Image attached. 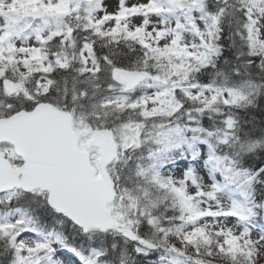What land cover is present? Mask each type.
<instances>
[{"label": "trees", "instance_id": "trees-1", "mask_svg": "<svg viewBox=\"0 0 264 264\" xmlns=\"http://www.w3.org/2000/svg\"><path fill=\"white\" fill-rule=\"evenodd\" d=\"M18 1L22 8L39 7L43 11L39 2ZM161 1L172 3L175 18L179 19L178 0ZM250 1L191 2L207 21L208 44L200 59L179 46L176 38L170 47L159 52L148 44L141 31L128 32L119 25L113 32L101 33L100 26L92 21L100 2L79 0L68 12L46 13L55 15L59 33L29 54L22 73L16 60L18 51L9 44L15 33L12 25L0 50V119L50 103L70 115L77 129L110 131L119 151L109 169L117 192L111 210L120 223L130 226L137 240L113 230L83 233L73 220L49 207L46 194L18 192L10 203L0 204L3 215L21 209L41 239L50 237L88 260L96 252L92 264H167L171 256L176 257V264L178 257L182 264H257L251 249L229 233L212 236L200 229L183 235V228L192 221L188 217L196 209L192 212L193 206L188 205L183 185L167 180L162 167L149 155L158 147L156 127H169V123L180 129L183 143H196L198 147L199 142H204L212 152L214 167L219 159H228L232 176L225 187L232 198L241 195L242 210L257 226L264 224V46L257 44L252 50L247 41ZM261 3L264 7V0ZM184 29L178 25L176 36ZM87 47L96 66L94 72H86L82 58ZM61 55L66 56L65 65L56 62ZM178 62L183 65L175 64ZM119 70L140 71L154 77L162 92L173 87L169 94L178 109L170 116L146 118L141 109V91L138 95L127 94L130 101L121 108L116 104L101 107L107 98L118 94L114 74ZM42 78L49 85L39 96L38 83ZM6 83L19 87L9 93ZM186 84L218 91L237 90L242 99L227 105L218 95L206 107V102L176 88ZM132 102H136L134 107ZM227 119L233 122L232 131H226ZM128 122L140 126L137 145L125 148L122 128ZM238 181L241 190L236 187ZM18 232L0 227V264H22L15 244ZM140 240L153 248L142 247ZM214 250L218 251V258L213 255ZM48 262L46 255L41 264Z\"/></svg>", "mask_w": 264, "mask_h": 264}, {"label": "rangeland", "instance_id": "rangeland-1", "mask_svg": "<svg viewBox=\"0 0 264 264\" xmlns=\"http://www.w3.org/2000/svg\"><path fill=\"white\" fill-rule=\"evenodd\" d=\"M36 1L44 5V10L54 8L64 12L62 10L64 6L69 7L68 5L71 2L77 0H32L30 3ZM192 1L197 2V0H178L179 11L182 14L181 21H178V23L185 27L184 32L178 36H176L177 21L167 13L169 10L162 11L157 5L151 4V0H104L102 11L95 13L93 19L97 25L107 19L102 32L115 30L118 24L121 27H128L127 30L131 32L138 29L143 30L148 44L159 51L168 48L176 38L179 46L189 51L191 56L200 59L203 56L205 45L208 44V38L205 34L207 23L198 12H193L195 9L191 8ZM257 1H250L247 7L249 20L247 41L250 43L252 50L256 48L257 44L264 46V7L262 3L259 5ZM148 7L153 12H150ZM44 10L41 11L39 7H32V10H28L22 8L16 0H0V50L2 49V40H5V34L9 33L8 29L12 25L16 26L14 28L15 34L10 38V44L13 48L22 51V54L20 53L18 57L19 68L22 72H24V66L22 67L21 63L28 59L27 55L32 50L39 47L38 39L47 41L57 32V23L52 17L47 16ZM123 11H135V13L129 14L123 19L124 16L121 15ZM32 24L34 25L33 29ZM189 26L193 27V30ZM28 31L31 39L23 38L22 35ZM83 57L87 58L88 52H85ZM61 61H64V57L61 58ZM87 68H94L91 61L87 62ZM130 74L128 71L119 70L115 72L114 81L118 97L116 99L107 98L106 101L100 104L101 107L116 104L118 108H121L127 101H130L129 96L119 94L128 92L125 81ZM155 83L156 79L144 74L138 88L143 89L145 93L142 98V114L146 118H151L154 115L170 116L178 109L177 105L174 106L172 96L169 94V90L173 87H169V90L162 92L160 90L161 85ZM8 85H10L11 91L18 89V86ZM39 85L41 90L38 93H41L46 81L41 80ZM180 86L177 85L176 88ZM184 89L187 96L198 97V99L209 103L212 102L215 95L220 94L214 88H211V92L202 89L198 94L192 92V86ZM222 96L227 105L230 102H237L242 99L237 90H229ZM135 104L131 105L134 107ZM224 125L226 131H229L232 121H225ZM139 126L136 122H128L123 126L125 148L137 145L135 142L138 139ZM168 126L157 128L156 142L159 148L152 151L150 156L156 159L162 167L161 170L167 180L182 184L185 191L187 189L185 195L189 200L188 205L193 206L192 212H194L195 207L196 213L189 215L188 218L194 222L187 227L186 232L203 228L206 234L213 236L226 231L251 249L257 264H264V226L259 227L254 223H250V220H247L246 216L240 211L237 202L228 199L231 198L230 195L225 190L223 191L222 183L226 182V177L229 178L231 175L228 159H219L218 167L220 171H216L210 160L212 152L210 154V150L204 143L199 146L198 155L194 156L192 150L196 144H192L191 149L187 148L182 143L178 128L171 127L170 123ZM92 133L87 128L82 127L78 131L81 148L90 153L92 158H95L96 154L93 147L86 145L88 136L93 135ZM211 195L214 197H211ZM236 199L241 201L239 195ZM114 217L119 218L117 215ZM125 228L130 231L127 227ZM29 233L31 231L26 229L16 239L20 257L24 264H40L42 256L39 255L38 250L44 244H40L39 239L34 235L27 236ZM178 238L180 239V237ZM45 243L47 244V242ZM47 245H49L48 256L54 264H85L83 260L80 261L77 256L72 255L74 252L68 250L69 253L60 245H52V243ZM213 255L218 258V251L214 250ZM89 263L91 264L90 260ZM170 264L176 263L170 262Z\"/></svg>", "mask_w": 264, "mask_h": 264}, {"label": "water", "instance_id": "water-1", "mask_svg": "<svg viewBox=\"0 0 264 264\" xmlns=\"http://www.w3.org/2000/svg\"><path fill=\"white\" fill-rule=\"evenodd\" d=\"M142 79L141 73H131L127 88H135ZM0 143L11 144L24 161L22 167L13 168L0 153V194L41 190L49 193L51 208L75 219L84 232L91 228L121 231L109 210L116 192L108 167L117 153L109 132L93 136L92 145L101 153L97 169L80 149L70 118L50 104L0 120Z\"/></svg>", "mask_w": 264, "mask_h": 264}, {"label": "bare ground", "instance_id": "bare-ground-1", "mask_svg": "<svg viewBox=\"0 0 264 264\" xmlns=\"http://www.w3.org/2000/svg\"><path fill=\"white\" fill-rule=\"evenodd\" d=\"M1 211V210H0ZM65 254H67V253H65ZM72 256V255H71Z\"/></svg>", "mask_w": 264, "mask_h": 264}]
</instances>
